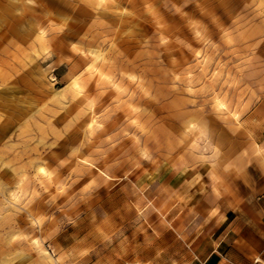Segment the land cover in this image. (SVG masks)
Instances as JSON below:
<instances>
[{
  "label": "rangeland",
  "instance_id": "rangeland-1",
  "mask_svg": "<svg viewBox=\"0 0 264 264\" xmlns=\"http://www.w3.org/2000/svg\"><path fill=\"white\" fill-rule=\"evenodd\" d=\"M164 184L264 196V0H0V264H167Z\"/></svg>",
  "mask_w": 264,
  "mask_h": 264
},
{
  "label": "crops",
  "instance_id": "crops-1",
  "mask_svg": "<svg viewBox=\"0 0 264 264\" xmlns=\"http://www.w3.org/2000/svg\"><path fill=\"white\" fill-rule=\"evenodd\" d=\"M164 190L165 234L176 245L171 255L166 243L167 264H264V196L206 209L203 203L190 208L184 194L179 197L168 184Z\"/></svg>",
  "mask_w": 264,
  "mask_h": 264
},
{
  "label": "bare ground",
  "instance_id": "bare-ground-1",
  "mask_svg": "<svg viewBox=\"0 0 264 264\" xmlns=\"http://www.w3.org/2000/svg\"><path fill=\"white\" fill-rule=\"evenodd\" d=\"M14 1H18V0H14ZM91 53H92V52H91ZM92 54H94V53H92ZM95 54H96V53H95ZM95 54H94V55H95ZM98 57H99L98 55H95V58H98ZM75 84H76V83H75ZM93 120H94V119H92V121H91L90 123H93ZM38 171H39V172H45V170H44L43 167H40Z\"/></svg>",
  "mask_w": 264,
  "mask_h": 264
}]
</instances>
